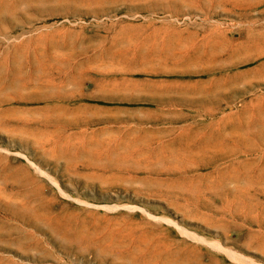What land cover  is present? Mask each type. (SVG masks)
<instances>
[{
	"label": "rangeland",
	"instance_id": "1",
	"mask_svg": "<svg viewBox=\"0 0 264 264\" xmlns=\"http://www.w3.org/2000/svg\"><path fill=\"white\" fill-rule=\"evenodd\" d=\"M0 264H264V0H0Z\"/></svg>",
	"mask_w": 264,
	"mask_h": 264
}]
</instances>
